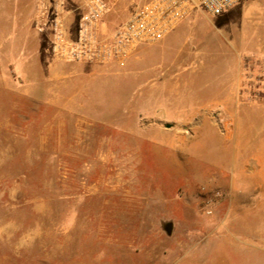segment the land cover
Returning a JSON list of instances; mask_svg holds the SVG:
<instances>
[{
  "label": "rangeland",
  "instance_id": "1",
  "mask_svg": "<svg viewBox=\"0 0 264 264\" xmlns=\"http://www.w3.org/2000/svg\"><path fill=\"white\" fill-rule=\"evenodd\" d=\"M35 4L0 0V264H264V0L120 66L56 68L84 105L45 104Z\"/></svg>",
  "mask_w": 264,
  "mask_h": 264
},
{
  "label": "built area",
  "instance_id": "2",
  "mask_svg": "<svg viewBox=\"0 0 264 264\" xmlns=\"http://www.w3.org/2000/svg\"><path fill=\"white\" fill-rule=\"evenodd\" d=\"M34 30L50 59L120 66L195 12L218 17L246 0H35ZM73 20V22H72Z\"/></svg>",
  "mask_w": 264,
  "mask_h": 264
},
{
  "label": "crops",
  "instance_id": "3",
  "mask_svg": "<svg viewBox=\"0 0 264 264\" xmlns=\"http://www.w3.org/2000/svg\"><path fill=\"white\" fill-rule=\"evenodd\" d=\"M258 1L259 0H249V1L242 3V5H243L242 15H244V14L248 15V14L252 13L253 10L256 8ZM33 18H34V11L31 12V16H30V19L28 20V24L32 22ZM247 30L245 29L242 32L241 39H242L243 46H245V45L249 46L250 45L248 42L250 39V33ZM19 40L21 41L22 37H20ZM37 50L38 49L36 48V52H37ZM19 58H21V60L23 62H27L29 60L26 56H24V51L21 52V55ZM63 66H67V64L55 62V61H52L50 59L48 69H46V72L48 73V75H47V77L44 76L45 77L44 82L53 83V82H55V80H57V81L55 82V84H53V86H51V88H50L51 92L49 91L51 94L50 99H49V101H46L45 104H49V105H84L82 103V101H80L81 94H79V93L73 95L72 97L66 98V100L64 102H62L59 100L58 93L52 92V89L58 88V83H57V82H59L58 79L62 78V75H59L58 73H63V72H56L55 73L54 71L56 68H59L58 70L61 71V68ZM52 67H54V68H52ZM82 74H83V72H78V71L65 73V76H63V77L66 80L69 79V80L65 81V87L69 84L70 85L71 84L72 85L77 84V82L75 81L76 78L79 79V78H86L87 77L86 73L83 75ZM29 79L32 81H30L27 86L23 87V89L19 90V92H20L19 94L21 96H23L24 98H27V99H33L34 100L38 94L46 93V90L40 89L39 85L41 84V80L39 78H37L36 76L35 77L32 76ZM263 152H264V148H263ZM259 166H261L259 171L264 173L263 164L259 163ZM263 189H264V187H263Z\"/></svg>",
  "mask_w": 264,
  "mask_h": 264
},
{
  "label": "water",
  "instance_id": "4",
  "mask_svg": "<svg viewBox=\"0 0 264 264\" xmlns=\"http://www.w3.org/2000/svg\"><path fill=\"white\" fill-rule=\"evenodd\" d=\"M166 127H169V125H167Z\"/></svg>",
  "mask_w": 264,
  "mask_h": 264
}]
</instances>
